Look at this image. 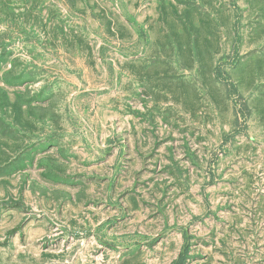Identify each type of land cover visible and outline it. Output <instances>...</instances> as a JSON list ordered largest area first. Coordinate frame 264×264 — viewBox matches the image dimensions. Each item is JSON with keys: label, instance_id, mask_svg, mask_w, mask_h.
Here are the masks:
<instances>
[{"label": "rangeland", "instance_id": "rangeland-1", "mask_svg": "<svg viewBox=\"0 0 264 264\" xmlns=\"http://www.w3.org/2000/svg\"><path fill=\"white\" fill-rule=\"evenodd\" d=\"M0 264H264V0H0Z\"/></svg>", "mask_w": 264, "mask_h": 264}]
</instances>
